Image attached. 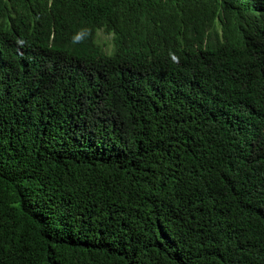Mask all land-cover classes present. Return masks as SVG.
Returning <instances> with one entry per match:
<instances>
[{
  "label": "trees",
  "instance_id": "trees-1",
  "mask_svg": "<svg viewBox=\"0 0 264 264\" xmlns=\"http://www.w3.org/2000/svg\"><path fill=\"white\" fill-rule=\"evenodd\" d=\"M0 264H264V0H0Z\"/></svg>",
  "mask_w": 264,
  "mask_h": 264
},
{
  "label": "rangeland",
  "instance_id": "rangeland-1",
  "mask_svg": "<svg viewBox=\"0 0 264 264\" xmlns=\"http://www.w3.org/2000/svg\"><path fill=\"white\" fill-rule=\"evenodd\" d=\"M113 34L109 35L103 31H98L96 42L100 46V53L111 55L115 49L113 44Z\"/></svg>",
  "mask_w": 264,
  "mask_h": 264
}]
</instances>
